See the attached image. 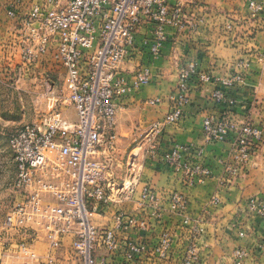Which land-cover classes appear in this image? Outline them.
Returning a JSON list of instances; mask_svg holds the SVG:
<instances>
[{"label":"crops","instance_id":"crops-1","mask_svg":"<svg viewBox=\"0 0 264 264\" xmlns=\"http://www.w3.org/2000/svg\"><path fill=\"white\" fill-rule=\"evenodd\" d=\"M44 1L0 0V96L8 89L14 90L12 98L17 93L23 99L26 88L37 99L61 100L69 95L66 70L57 64L53 52L31 65L22 57V19ZM255 1L263 10L254 15L249 0H169L181 5L184 23L181 28H167L168 38L158 56L144 46L153 25L140 27L137 49L123 64L122 73L130 77L135 69L148 67L151 81L116 100V137L108 154L113 196L94 220L101 229L113 227L116 214L124 210L145 226L118 230L117 249L111 252L99 246L94 252L96 264H237V249L245 252L240 264H264V214L250 206L252 201L264 206V0ZM191 62L210 80L202 83L194 76L186 93L189 100L182 104V119L153 128L174 106L171 96L179 73ZM216 90L225 92L232 103L213 99ZM59 105L67 119L77 120L73 106ZM224 115L263 132L262 141L244 164L237 158L234 136L204 140V119ZM176 145L190 147L182 161L208 168L210 176L186 185L184 172L165 160ZM146 186L156 196L154 204L142 197ZM176 192L185 197L183 208L171 206ZM42 202L48 206L55 200L46 194ZM1 228L0 264H81L72 246L73 236L51 250L39 219L31 223L34 238L29 245V253L36 257L19 250L16 231ZM164 237L170 246L162 256L158 248ZM129 240L144 246V251L129 257Z\"/></svg>","mask_w":264,"mask_h":264},{"label":"built area","instance_id":"built-area-1","mask_svg":"<svg viewBox=\"0 0 264 264\" xmlns=\"http://www.w3.org/2000/svg\"><path fill=\"white\" fill-rule=\"evenodd\" d=\"M50 4H53L51 9ZM249 7L254 15L263 10L255 0H249ZM10 14L14 16L15 12ZM182 15L181 5L174 6L169 0H45L35 4L22 19L23 60L33 64L41 55L53 52L56 62L66 70L69 95L61 100L52 97L55 102L49 111L10 135L17 169L13 187L23 199L8 212L4 229L16 231L14 237L20 251L36 257L35 253H29L34 238L31 223L36 219L41 220L51 250L62 247L64 239L72 235V246L81 264H96L94 252L99 246L115 251L118 230L145 226V222L120 210L115 216V225L101 229L94 215L113 196L108 154L114 149L116 137V100L151 81L148 67H139L126 77L122 66L137 49V33L144 23L153 25L152 36L145 40L144 46L158 56L168 38L167 28L183 26ZM194 76L202 83L210 80L207 73L198 69L197 63L184 66L171 96L175 104L153 128L160 129L182 119V104L189 100L186 93ZM213 99L232 103L222 90L214 91ZM57 102L73 106L77 120L67 119ZM203 129L206 142L234 136L237 158L242 164L263 139L261 129L250 123L239 125L229 115L220 119L207 116ZM189 148L176 145L165 160L183 171L186 185L193 186L209 177L210 170L182 161L183 152ZM46 194L55 200L54 204H43ZM142 197L148 203L156 202L148 186L143 188ZM185 203L183 194L176 192L171 196L173 209L183 208ZM250 206L264 214V206L256 201ZM169 246V238L164 237L158 248L162 256ZM144 249L137 242L127 243L129 257ZM244 254V250H236L237 264Z\"/></svg>","mask_w":264,"mask_h":264},{"label":"rangeland","instance_id":"rangeland-1","mask_svg":"<svg viewBox=\"0 0 264 264\" xmlns=\"http://www.w3.org/2000/svg\"><path fill=\"white\" fill-rule=\"evenodd\" d=\"M0 90H2V87ZM12 91L14 90L8 91L6 89V92L0 96V238L4 231L1 227L4 226L8 212L14 204L21 202L23 199L19 193L15 192L13 187L17 169L9 144L10 135L21 125L36 121L40 115L49 111V108L47 110L48 105L50 107L55 102L54 99H37L36 96L27 94V88L23 90L26 91V95L22 97L23 99H19L17 93L12 98Z\"/></svg>","mask_w":264,"mask_h":264}]
</instances>
